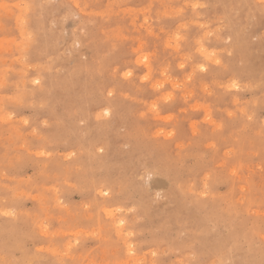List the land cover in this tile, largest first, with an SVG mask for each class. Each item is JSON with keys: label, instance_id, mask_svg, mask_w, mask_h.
Returning a JSON list of instances; mask_svg holds the SVG:
<instances>
[{"label": "rangeland", "instance_id": "obj_1", "mask_svg": "<svg viewBox=\"0 0 264 264\" xmlns=\"http://www.w3.org/2000/svg\"><path fill=\"white\" fill-rule=\"evenodd\" d=\"M0 264H264V0H0Z\"/></svg>", "mask_w": 264, "mask_h": 264}, {"label": "bare ground", "instance_id": "obj_2", "mask_svg": "<svg viewBox=\"0 0 264 264\" xmlns=\"http://www.w3.org/2000/svg\"><path fill=\"white\" fill-rule=\"evenodd\" d=\"M30 2V1H29ZM16 3V2H15ZM49 3V2H48ZM47 4V3H46ZM154 6V5H153ZM74 7V6H73ZM19 8V7H18ZM192 17V16H191ZM219 18V17H218ZM103 20H105V19H103ZM89 21V20H88ZM63 22V21H62ZM175 22V21H174ZM27 23V22H26ZM25 23V24H26ZM201 25V24H200ZM53 26V25H52ZM26 28V27H25ZM183 31V30H182ZM122 32V31H121ZM30 35V34H29ZM37 35V34H36ZM20 36V35H19ZM103 37V36H102ZM105 38V37H104ZM209 40V39H208ZM203 41V40H202ZM208 42V41H207ZM226 42H227V40H226ZM34 43V42H33ZM185 43V42H184ZM14 46V45H13ZM139 46V45H138ZM28 47V46H27ZM175 47V46H174ZM183 48V47H182ZM191 51V50H190ZM197 51V50H196ZM72 52V51H71ZM209 52V51H208ZM16 53H17V51H16ZM26 54V53H25ZM147 54V53H146ZM202 55V54H201ZM163 56V55H162ZM146 59V58H145ZM135 60V59H134ZM146 61V60H145ZM144 62V61H143ZM171 62V61H170ZM49 67V66H48ZM73 70V69H72ZM71 70V71H72ZM50 71V70H49ZM130 72V71H129ZM199 74V73H198ZM246 75V74H245ZM127 77V76H126ZM45 78V77H44ZM241 78V77H240ZM164 81V80H163ZM234 83V82H233ZM246 88V87H245ZM234 89V88H233ZM167 93V92H166ZM32 95V94H31ZM44 103V102H43ZM107 110V109H106ZM140 175V174H139ZM140 177V176H139Z\"/></svg>", "mask_w": 264, "mask_h": 264}]
</instances>
